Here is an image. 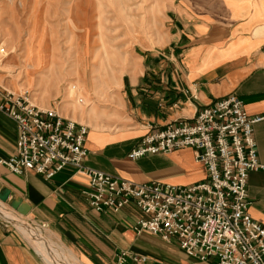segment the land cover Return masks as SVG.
<instances>
[{
    "label": "crops",
    "instance_id": "1",
    "mask_svg": "<svg viewBox=\"0 0 264 264\" xmlns=\"http://www.w3.org/2000/svg\"><path fill=\"white\" fill-rule=\"evenodd\" d=\"M171 10L167 39L148 47L142 64L129 66L122 89L133 102L126 119L110 127L87 124L86 165L138 182L193 183L205 178L206 169L192 147L135 158L128 153L147 131L190 118L228 93L237 95L247 113H264V0H176ZM8 86L15 85L0 73V103ZM61 108L56 106L63 116L83 122L82 111ZM252 134L257 159L264 163V118L253 124ZM16 137L14 120L0 109L1 202L39 223L81 264H116L123 252L129 264H219L213 256L187 254L175 238L136 232L141 213L134 204L117 211L94 209L84 193L88 176L71 165L51 177L32 167L10 170L3 159L16 152ZM246 194L247 213L264 226V169L248 171ZM13 203L28 206L27 213ZM132 253L146 259L133 261ZM0 264L47 263L12 222L0 218Z\"/></svg>",
    "mask_w": 264,
    "mask_h": 264
},
{
    "label": "built area",
    "instance_id": "2",
    "mask_svg": "<svg viewBox=\"0 0 264 264\" xmlns=\"http://www.w3.org/2000/svg\"><path fill=\"white\" fill-rule=\"evenodd\" d=\"M0 109L17 128L16 152L3 159L10 170L32 167L51 177L71 165L88 176L84 193L94 209L117 211L129 204L139 209L136 232L175 238L187 254L200 259L213 256L219 264H264V226L247 213L246 194L248 171L264 169L252 134L253 124L264 113H247L235 93L202 105L190 118L147 131L128 153L135 158L192 147L206 175L189 184L138 182L86 165L88 125L54 107L39 106L25 90L5 89ZM131 258L141 262L146 255L132 253ZM116 264H129L125 252Z\"/></svg>",
    "mask_w": 264,
    "mask_h": 264
},
{
    "label": "rangeland",
    "instance_id": "3",
    "mask_svg": "<svg viewBox=\"0 0 264 264\" xmlns=\"http://www.w3.org/2000/svg\"><path fill=\"white\" fill-rule=\"evenodd\" d=\"M174 2L0 0V73L15 85L8 90L27 91L39 106L77 109L84 123L110 127L126 119L133 102L122 89L129 66L167 39ZM2 205L68 255L39 223Z\"/></svg>",
    "mask_w": 264,
    "mask_h": 264
},
{
    "label": "bare ground",
    "instance_id": "4",
    "mask_svg": "<svg viewBox=\"0 0 264 264\" xmlns=\"http://www.w3.org/2000/svg\"><path fill=\"white\" fill-rule=\"evenodd\" d=\"M2 204L3 203L0 201V214L4 215L7 220L14 223L24 235L32 239L35 250L41 255L47 264H75L69 260L70 257L75 258L70 251H68V256L65 255L63 250H60V247L54 245L55 248L48 244L50 241L43 237L38 226H32L25 223L21 218L19 219L15 216V214L13 215L11 212H8Z\"/></svg>",
    "mask_w": 264,
    "mask_h": 264
},
{
    "label": "water",
    "instance_id": "5",
    "mask_svg": "<svg viewBox=\"0 0 264 264\" xmlns=\"http://www.w3.org/2000/svg\"><path fill=\"white\" fill-rule=\"evenodd\" d=\"M13 207L15 209H17V211H19L22 214L27 213V211H28V206H26V205L25 206H21L18 203H13Z\"/></svg>",
    "mask_w": 264,
    "mask_h": 264
}]
</instances>
